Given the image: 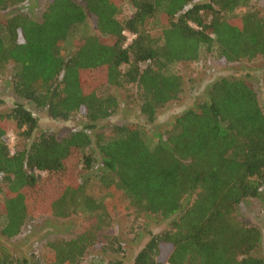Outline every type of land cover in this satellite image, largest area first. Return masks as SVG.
Here are the masks:
<instances>
[{
	"label": "trees",
	"instance_id": "trees-1",
	"mask_svg": "<svg viewBox=\"0 0 264 264\" xmlns=\"http://www.w3.org/2000/svg\"><path fill=\"white\" fill-rule=\"evenodd\" d=\"M24 1L0 0V10ZM203 53L219 66L264 58V13L252 0H49L39 19L22 10L0 17V73L10 68L13 94L53 119L87 121L33 136L37 119L23 103L0 111V264H126L108 233L120 212L168 220L131 264H264L254 253L264 250V220L239 212L245 201L264 202L258 90L244 77L221 76L166 128L153 129L183 91L172 66L201 63ZM111 87L143 120L99 124L120 105ZM51 176L60 183L52 198L41 191ZM93 180L99 195L86 189ZM40 211L80 215L84 227L15 256L2 238L20 234ZM92 251L110 254L84 262Z\"/></svg>",
	"mask_w": 264,
	"mask_h": 264
},
{
	"label": "rangeland",
	"instance_id": "rangeland-1",
	"mask_svg": "<svg viewBox=\"0 0 264 264\" xmlns=\"http://www.w3.org/2000/svg\"><path fill=\"white\" fill-rule=\"evenodd\" d=\"M48 1L25 0L23 4L15 8L0 10V17H6L16 10H22L33 18L39 19ZM252 2L264 13V0H252ZM122 13L123 15L130 14V6L128 4L123 6ZM128 37H131V34H127ZM203 54L201 63L179 62L172 66L173 70L183 78V91L178 99L169 102L159 111L153 127L154 130L160 131L166 128V124L172 120L174 115L192 106L195 99L203 95L209 83L221 76L234 74L246 78L258 90L261 104L264 107V58H255L250 61L219 66L208 55ZM9 76V67L0 73V111L8 110L17 102L23 103L37 119V128L33 136H36L41 131L63 135L69 131L81 129L87 124L86 119L80 114H75L66 120L53 119L47 114L45 109L27 104L11 91ZM107 89L118 94L120 105L111 117L99 122V124L143 120L135 103L131 102L127 106L123 96L119 93L120 91L113 87ZM15 133L16 128L14 123L11 122L7 139L12 151L15 144ZM149 141H152V139ZM86 189L90 194L99 195L102 193V191H99L95 180L89 182ZM41 191L44 195L52 198L59 193L60 183L56 177L51 176V178H47L43 182ZM239 212L249 221L257 222L262 226L264 202L260 199H250L243 202L239 207ZM167 222L168 220L162 217L135 216L130 212H120L114 217L108 233L118 237L122 245L123 259L126 264H131L134 255L144 245L150 235L164 229L167 226ZM84 223V218L80 215L58 217L47 211H40L27 221L20 234L9 239L2 238V240L15 256L28 257L30 254L40 250L48 241L73 237L84 227ZM107 253L106 251H92L86 256L84 262L88 263L91 259L104 255L109 256L110 253ZM254 253L264 254L263 247H259Z\"/></svg>",
	"mask_w": 264,
	"mask_h": 264
},
{
	"label": "built area",
	"instance_id": "built-area-1",
	"mask_svg": "<svg viewBox=\"0 0 264 264\" xmlns=\"http://www.w3.org/2000/svg\"><path fill=\"white\" fill-rule=\"evenodd\" d=\"M131 37L133 38V37H134V34H131ZM131 37H128V38H127V41H126V43H129V42H130V40H131ZM11 152H12V150H11Z\"/></svg>",
	"mask_w": 264,
	"mask_h": 264
}]
</instances>
